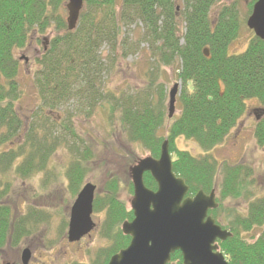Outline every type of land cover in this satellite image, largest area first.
<instances>
[{"label":"trees","instance_id":"obj_1","mask_svg":"<svg viewBox=\"0 0 264 264\" xmlns=\"http://www.w3.org/2000/svg\"><path fill=\"white\" fill-rule=\"evenodd\" d=\"M67 1L0 0V250L20 244L45 219L37 211L35 221L14 216L7 203L13 187L8 179L27 182L44 173L54 176L49 169L51 159L63 148L64 141L71 140L68 148L74 155L70 156L66 177L71 196L77 197L85 184L87 164L94 156L72 117H91L99 111L114 129L109 131L110 137L138 145L153 158L159 157L162 143L169 140L173 170L185 180L189 196L201 190L207 194L215 190L218 195L219 208L209 215L232 233L227 241H218L228 263L264 264V230L253 245L241 241V230L249 231L253 222L263 221L264 206L249 204L246 219L234 210L224 211L226 200H239L242 192L252 186V176H239L250 170L239 164H220L209 155L237 127L246 114L248 101H257L264 109V41L253 34L246 50L229 53V46L257 0L250 2L244 21L236 4L216 8L222 0H180L179 6L176 0H84L74 31L67 27ZM130 21L142 26L140 39L151 46L149 72L145 73L147 81L151 79L140 92L131 89L118 96L109 90L107 79L120 63L118 49L125 59L135 51L125 30ZM52 30L55 35L49 47L43 48L37 67L30 73L38 105L26 123L18 110L23 97L18 53L28 48L33 36H44ZM106 46L111 51L104 56L102 49ZM155 63L174 71L176 66L181 83L177 100L180 110L172 119L164 107L166 89L158 76H152ZM63 108L69 113L61 126L46 111ZM57 125L65 137L56 136ZM165 126L167 135L161 136ZM181 137L196 143L204 154L197 158L179 150L176 140ZM254 137L258 145L264 146V117L256 122ZM84 147L87 150L80 151ZM219 173L222 182L217 186ZM144 182L151 190L157 188L150 174L144 176ZM118 194L119 182L110 177L95 195L94 212L105 213L101 233L111 245L100 251L91 264H108L130 244L120 227L132 221L134 214ZM220 211L226 214L223 225ZM172 264H182L180 252L172 256Z\"/></svg>","mask_w":264,"mask_h":264},{"label":"rangeland","instance_id":"obj_2","mask_svg":"<svg viewBox=\"0 0 264 264\" xmlns=\"http://www.w3.org/2000/svg\"><path fill=\"white\" fill-rule=\"evenodd\" d=\"M250 2L252 0H222L216 8L236 4L240 19L244 21L249 14ZM176 3L179 6L181 1L176 0ZM125 27L126 35L130 38V44L133 43V46H135V51L125 59L119 48L117 57L120 63H117L107 79L109 90L118 96L122 93H129L131 89L140 92L151 79L150 76L147 81L145 73L148 71L147 61L152 55V49L147 41L140 39L143 34L142 26L139 23L130 21ZM54 35L55 31L52 30L48 31L44 36H33L31 42L33 46L22 53H18L19 59L21 57L29 59L27 66L24 62H20L21 72L18 77L23 91V97L18 102V110L26 123H29V117L38 105L31 74L37 67L36 60L42 56L43 48L47 49L49 47L50 38ZM252 37L253 32L247 28L245 22L240 28L237 39L229 46V53L231 55L242 53L246 50ZM102 51L104 56H107L111 50L106 46ZM154 66L155 73L152 76H158L159 83L166 89L164 107L168 115L169 92L175 84L180 83L177 80L176 66L175 71L169 67H159L156 63ZM155 99L158 101V94H155ZM261 108L257 101H248L246 114L232 131L229 138L209 154L217 159L220 164H242L250 169L252 168L255 173L251 180L253 182L252 186L242 192L243 195L239 200H226V203H224L225 212L234 210L235 213L242 212L241 214L244 215V211L251 201L253 202L258 197H264V148L258 146L254 137V127L257 122L255 111ZM179 110L180 107L177 101L175 116L178 115ZM67 113H69L68 108L46 111V114L53 121L60 122L61 126L68 119ZM102 115L98 111L91 117H87L84 114L72 117L75 127L78 129L80 136H82L81 139L84 138L86 140L84 142L86 148H89L94 156V160L87 164L88 173L85 183H92L97 187V190H100L110 177L117 179L119 182V199L130 209V202L133 198L130 186V169L140 159L151 155L138 145L131 146L129 143L126 144L124 141L118 140L116 136L110 137L109 131L114 129ZM61 126H56V136L65 137V132ZM107 129L108 134H106ZM160 135H167L166 126L161 130ZM63 141L64 139H62ZM71 143V140L64 141L63 148L53 155L49 169L54 173V176H48V173H44V175L34 176L27 182L13 178L8 179L13 187L11 186L12 189L7 197V203L11 207L14 216L18 219L27 216L31 218L30 220L35 221L37 211L45 219L36 228H33L28 238L23 239L20 244L5 246L0 250L1 264L6 262L22 264L21 255L26 247L31 250L29 264H91L96 260L100 251L111 245V240L105 238L101 233V226L106 217L104 212L93 213L92 219L96 227L89 235H86L78 242L70 243L68 241L69 217L71 208L76 200V197H72L70 190H68L66 177L68 166L71 162L70 156L74 155L68 148ZM176 147L179 150L191 153L197 158L204 154L196 143L182 137L176 140ZM86 148H80V151L84 152L87 150ZM2 181L5 182V179ZM221 182L222 175L219 173L216 177L217 186ZM2 186L0 183V190H3ZM223 214L222 211L218 213L222 225L226 221L223 218L226 214L224 216ZM259 231L257 229L255 232L259 234ZM250 235L255 236L256 233L253 232ZM242 237L245 238L247 236L242 234Z\"/></svg>","mask_w":264,"mask_h":264},{"label":"water","instance_id":"obj_3","mask_svg":"<svg viewBox=\"0 0 264 264\" xmlns=\"http://www.w3.org/2000/svg\"><path fill=\"white\" fill-rule=\"evenodd\" d=\"M67 26L74 31L84 8V0H69ZM247 28L264 41V0H258L246 22ZM28 61V59H25ZM180 84L169 92L168 116L176 113V102ZM264 109L255 111L257 119ZM149 173L157 185L156 190L146 187L144 175ZM130 175L134 189L130 208L134 219L122 224L124 236L131 241L127 248L114 255L109 264H171L172 256L180 252L182 264H229L220 251L218 241L224 242L232 233L224 230L209 215L216 210V192L199 191L188 196L189 187L185 180L173 171L169 141L161 145L160 157H145L131 167ZM96 186L86 183L79 192L70 212L68 241L78 242L95 228L93 204ZM31 250L25 248L21 255L22 264H29ZM3 264H12L6 262Z\"/></svg>","mask_w":264,"mask_h":264},{"label":"flooded vegetation","instance_id":"obj_4","mask_svg":"<svg viewBox=\"0 0 264 264\" xmlns=\"http://www.w3.org/2000/svg\"><path fill=\"white\" fill-rule=\"evenodd\" d=\"M33 46V44L32 43H30L29 44V46H28V48L30 47H32ZM20 62H24V64H26V66L28 65V63H29V61L28 62H26L22 57L20 58ZM264 117V115L262 116V118ZM261 117L259 118V119H257V117H256V119H257V121H259V120H261L262 119ZM259 147H261V148H264V146H260V145H258ZM159 158V157H158ZM157 158V159H158ZM239 165H241V166H243V168H248V167H246V166H244V165H242V164H239ZM249 170H250V172H244V171H242L240 174H239V176H254V172L252 171V168L250 169V168H248ZM264 195V194H263ZM252 203H254V204H258V203H260L261 204V206H264V197H258V198H256V199H254L253 200V202L251 201L250 202V204H252ZM249 212V205L247 206V208H246V210L244 211V215L243 214H241V213H239L240 214V217L241 218H247L248 217V213ZM245 218V219H246ZM257 229H259L260 231H259V234L257 233V232H255V231H257ZM263 230H264V217H263V221L262 222H260V223H252V225L250 226V230L249 231H242L241 230V241L243 242H246V243H248V244H251V245H253V244H255L257 241H259L260 240V237H261V234H262V232H263ZM256 233V235L255 236H252V235H250L251 233ZM242 234L243 235H246L247 237H245V238H243L242 237ZM26 248H28V247H26ZM23 252V251H22Z\"/></svg>","mask_w":264,"mask_h":264}]
</instances>
